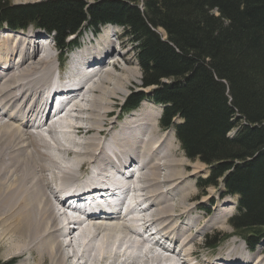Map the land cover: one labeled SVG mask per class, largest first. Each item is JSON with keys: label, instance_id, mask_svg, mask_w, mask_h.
Wrapping results in <instances>:
<instances>
[{"label": "bare ground", "instance_id": "1", "mask_svg": "<svg viewBox=\"0 0 264 264\" xmlns=\"http://www.w3.org/2000/svg\"><path fill=\"white\" fill-rule=\"evenodd\" d=\"M112 28L105 27L106 36L101 34L96 45L68 63L71 83L57 86L64 83L56 81L51 65L56 62L59 72L60 55L49 50V43L39 44L31 29L28 35L27 30L12 33L0 27V215L5 221L0 239L9 233L16 246L7 262L17 257V264H202L191 248L193 239L182 240L189 230L183 232L176 222L191 212L188 199L182 193L173 206L166 197L188 188L176 182L185 161L173 156L169 135H155L157 119L140 112L142 106L123 121L113 115L115 122L106 126L113 114L111 102L124 97L140 74L119 66ZM67 87L77 89L57 92ZM164 184L170 189L163 190ZM109 190L127 195L126 203L114 204ZM99 193L105 196L98 201L112 207L113 214L97 216L81 209L86 217L80 219L81 212L68 208L69 203L78 209L71 199L83 203ZM177 207L180 214H175ZM223 217L204 219L203 230L224 222ZM231 244L225 259L218 256L205 264H264L262 252L247 255V248Z\"/></svg>", "mask_w": 264, "mask_h": 264}, {"label": "trees", "instance_id": "2", "mask_svg": "<svg viewBox=\"0 0 264 264\" xmlns=\"http://www.w3.org/2000/svg\"><path fill=\"white\" fill-rule=\"evenodd\" d=\"M108 24L130 41L141 73V90L124 109L161 108L162 128L174 130L189 161L207 166L197 188L235 197L228 224L257 248L264 243V0H0V26L37 28L62 53L71 36Z\"/></svg>", "mask_w": 264, "mask_h": 264}, {"label": "rangeland", "instance_id": "3", "mask_svg": "<svg viewBox=\"0 0 264 264\" xmlns=\"http://www.w3.org/2000/svg\"><path fill=\"white\" fill-rule=\"evenodd\" d=\"M9 1L13 5H26V4H36V3L44 2L47 0H38V1L27 2V3H18L15 0H9ZM87 2H91V0H87ZM3 28H5V27H3ZM112 29H114V28H112ZM29 32H30V30L28 32H26V34L30 35ZM114 32L116 33V36L114 37L115 43L113 42V45H114L115 50L117 49L118 53L120 54V56H118V60L120 61L119 66L136 69L138 74H139L140 70H139V67L137 66V63L135 60V51H134V48L131 46L130 41L121 35L120 30H116V31L113 30L111 35H113ZM0 34H1L0 35V38H1L4 35V33L0 31ZM31 34H34L39 38L43 37V35L38 31L33 30L31 32ZM87 34H85V35H87ZM105 34H103V35L105 36ZM85 35L80 39L79 45H81L82 41L85 40ZM118 36H119V38H118ZM111 38H113V36ZM48 42L50 43V44H47L48 48H50L49 50L54 51L53 48L51 47L52 46L51 45L52 39L50 38L48 40ZM43 48H44V50L47 49L46 46H44ZM57 54H58V52H57ZM64 61H66L65 62V64H66L68 62V58L64 59ZM90 65H95V63H92ZM51 66H52L51 69L54 70L55 64H53ZM95 70H97V68ZM89 72H91V71H89ZM116 73L119 74L120 71H116ZM140 77H141V74H139L138 78L135 79L134 81H132L129 86H127V91H126L124 97L113 99L110 106H112V111H113L112 113H114V115H115V113H116V115L118 114L119 108H121L123 106L125 100L130 96L131 93H135V92L141 90L140 89V87H141V83H140L141 78ZM137 81H138V83H137ZM148 90L149 89H146L145 91L147 92ZM140 106H142V108L140 109V112L144 113V112L148 111V112L152 113L153 115H155V117L157 119L156 124L158 127V128L156 127L157 130L155 131V135H156V133L158 136L169 135L171 143L173 145V149H174L172 151L173 156L176 158V160H179L181 162L183 160L185 161L184 165L181 167V172L183 173V176L181 179H178V181H176V182L178 184H180V183L186 184L187 183L188 188H183L182 192H180V194H178V195H172L171 196L170 194H168L166 197H167V199H169L168 202L170 204H172L173 206H175L176 203L178 204L179 199H181V197H182V193H184L183 196H185V198L188 199L186 201V206L189 205L191 207V212L188 213V215L185 214L181 221L177 220L176 222H177V225L184 226L183 232L189 230L188 232H186V234L183 235L182 240L188 236H189L188 240L193 239L192 242H194V244L193 243L191 244V248L193 247L192 249H193L195 255H197V261L199 263L205 264L208 260L213 261L216 258H218V256L225 255V253L230 248L229 246L232 242H237V245L240 248H243L244 247L243 240H241L239 237H234V239H232V240L230 238L226 242L218 244V246L216 248H208L207 247L206 238L217 236V238L219 239L222 236H231V235L235 234L234 231L232 230V228L229 226L228 220L235 213L236 198L230 197V196L223 198L224 189L221 188V190H220V187L219 188H208V189H206L205 193H202L201 190H199L197 188V183H198L199 179L201 180L202 178H204L207 175V166L204 164H201L200 162H191L185 158L184 153L182 152L178 141L175 139V133H174L173 129L171 130V132H165L159 128V126H158L159 125V114H160V108L159 107H155L153 104L148 103V102H144ZM140 106L138 107L137 110H139ZM135 112L136 111H130V112L126 113L124 118H122V121H123V119H126L127 117H129L130 115H132ZM114 120L115 119H111V118L106 119V121H105L106 126H108L109 123L113 122ZM175 122L179 123L180 120L175 119ZM167 133H169V134H167ZM193 165H196L197 168L199 167L200 170L198 173L192 172L193 170L191 167ZM81 173H84V172H81ZM128 173H130V172H128ZM191 173H193V175H190ZM161 180L163 181L164 178H162ZM179 180H181V181H179ZM165 185L168 186V184H164V186H162L163 190L170 189L169 187H167V189H165V187H166ZM188 189L191 191H189ZM169 193H171V192H169ZM176 209L177 210L175 211V214H180V210H181L180 207H177ZM205 210H209L208 213H206ZM222 213L225 215V217H223V219H225L224 222L221 221V223L216 224L213 227L205 228L203 230V226L205 224L204 219H214V218H216L217 215L221 216ZM189 219H191V222L188 225H186L187 222H189ZM193 222H195V225L191 229V227L193 226ZM153 227L151 228V230L154 229ZM4 228H5V221L2 217V215H0V233L4 230ZM154 232H155V230H154ZM9 238H10V234L6 233L5 237H2L0 239V264H17V262H18L17 257H15L14 260H12V261L7 262V260H8L7 258L13 256V251L15 250V247H16L15 245L10 243V241L8 240ZM72 244H75V243L73 242ZM12 245H13V248H12ZM263 249H264V244L262 243L256 249L255 252H257V251L262 252V255L264 257V250ZM67 252L69 253V250H67ZM212 254H214L215 256L214 255L212 256Z\"/></svg>", "mask_w": 264, "mask_h": 264}]
</instances>
